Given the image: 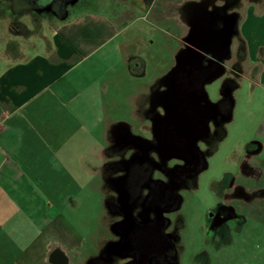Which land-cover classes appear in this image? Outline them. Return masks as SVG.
I'll return each mask as SVG.
<instances>
[{
    "label": "crops",
    "instance_id": "crops-1",
    "mask_svg": "<svg viewBox=\"0 0 264 264\" xmlns=\"http://www.w3.org/2000/svg\"><path fill=\"white\" fill-rule=\"evenodd\" d=\"M157 1L129 0L128 9L140 7L145 14L157 9V17L172 23L175 32L164 31L163 42H176L183 23L161 13L174 0L162 6ZM78 3L35 24L20 17L22 31L0 26V264H89L104 234L82 236L64 210L75 207L85 189L104 196L107 130L142 107L148 86L158 78L141 82L152 53L139 49L137 41L146 33L144 43L154 46L158 29L151 25L142 31L129 10L118 18L85 13L72 19ZM251 18L258 23L264 12L241 18L237 31L254 68L246 78L262 83L264 25L253 28ZM232 101L233 111V96ZM122 103L131 107L114 119L111 110Z\"/></svg>",
    "mask_w": 264,
    "mask_h": 264
},
{
    "label": "flooded vegetation",
    "instance_id": "flooded-vegetation-1",
    "mask_svg": "<svg viewBox=\"0 0 264 264\" xmlns=\"http://www.w3.org/2000/svg\"><path fill=\"white\" fill-rule=\"evenodd\" d=\"M76 1L0 0V18L7 29L25 30L18 18L28 16L35 24L40 19L29 14L60 17ZM255 1L195 0L180 6L184 33L168 70L148 86L140 109L107 130L101 171L107 232L89 264H195L198 259L210 264L207 249L218 250L233 236L250 241V227L264 229V189L242 182L248 176L245 164L241 174L210 187L214 200L194 209V229L189 224L194 212L187 208V197L198 191L207 159L232 121L231 93L246 78L243 66L248 74L254 70L237 26L242 3ZM214 83L216 100L207 92ZM259 148L250 143L245 157ZM188 234L197 240L194 248L186 245Z\"/></svg>",
    "mask_w": 264,
    "mask_h": 264
},
{
    "label": "rangeland",
    "instance_id": "rangeland-1",
    "mask_svg": "<svg viewBox=\"0 0 264 264\" xmlns=\"http://www.w3.org/2000/svg\"><path fill=\"white\" fill-rule=\"evenodd\" d=\"M164 1L165 0H158L156 3L162 6V4L165 3ZM186 1L187 0H174L172 3H169V5L165 4L161 8V13H172L177 23H179L180 6ZM129 5V0H79V3L74 6V14H72L71 18L76 19L85 13L101 15L107 18H118L120 17V12L129 10L128 16L131 15L130 19L136 20L135 25H137L138 28H142V31L145 28H149L151 25L153 26L150 27V29H158V31L156 30V32L153 33L156 38H158L154 46L151 47L144 43L143 38L146 33L142 34L141 32L137 40L139 49L152 53L150 63L147 67V75L141 80L142 83L147 84L168 70L172 60L173 50L177 47V42L171 40H169V42H163V32H171L173 34L175 32L173 31L172 23L163 22L157 17L159 14L157 9L152 13L145 14L140 7L131 6V8L128 9ZM252 11L258 15L262 14V12H264V0H256L251 4L242 3L240 20L241 18H246ZM37 14L38 15H29L41 20L50 18L49 14L46 13H42L44 16L39 13ZM261 20L262 21L259 20L258 23L264 25V18ZM258 23L255 19L251 18L249 24L255 27V25L258 26ZM6 25L5 22H0V26H3V28ZM130 33L134 34V32ZM3 50L4 49L0 46V55ZM243 73L245 77L249 75L246 66H243ZM130 82L132 81L128 80L126 84L127 93H130L131 90ZM237 83H239V81H237ZM218 89L217 83L207 87L210 99L216 100L219 92ZM232 96L235 100L232 121L225 125L223 139L218 143L215 153L207 159L208 167L200 176L198 191L193 196L187 197V208H190L191 213L194 212L190 214L189 223L190 227L193 229L195 228L194 225L197 223L196 220L198 216H196L194 209L202 208L200 204L203 201L207 204L209 201L214 200L212 195L209 194L211 190L210 187L216 185L218 181L224 178L241 174L240 167L242 164H245L248 168L246 172L248 176H244V178L241 179L242 182L264 189V82L261 83L256 81L255 83L253 79L244 78L240 81L239 88L233 92V95L231 93V100ZM125 106L126 105L122 103L118 106V108H122L118 110L112 109L111 111L114 113L112 117L114 119H121L119 116L120 112L129 109L131 104ZM232 109L233 101L231 110ZM250 143L259 144L260 147L262 145L263 149L261 152H253L251 157L246 158V149ZM246 159H249V163H246ZM95 183L98 188V186H100V178L97 177ZM75 202V207L65 208V218H67L84 237H89L93 231L97 234L99 233L100 236L103 234V236H106V211L104 208V196L100 194V191L97 189L92 193V190L85 189L77 195ZM250 229L252 232L250 241L243 240L239 236H233L226 240L224 244H222V247L217 245L219 248L218 250H216L215 247L213 251L211 248L207 249L208 260L212 258L210 264H264V229L258 226L250 227ZM191 236L192 235L189 234L186 235L185 242L186 245L194 248V246L197 245V240ZM96 242L98 247V240ZM198 260L199 262L195 264H203L202 262L205 261L204 259Z\"/></svg>",
    "mask_w": 264,
    "mask_h": 264
},
{
    "label": "water",
    "instance_id": "water-1",
    "mask_svg": "<svg viewBox=\"0 0 264 264\" xmlns=\"http://www.w3.org/2000/svg\"><path fill=\"white\" fill-rule=\"evenodd\" d=\"M226 39H227V41H226V48L229 46V44H230V41H231V35H228L227 37H226ZM219 75H221V74H219ZM213 79H210L209 81H208V83H210L211 81H212ZM232 107V106H231ZM230 116V115H229Z\"/></svg>",
    "mask_w": 264,
    "mask_h": 264
}]
</instances>
